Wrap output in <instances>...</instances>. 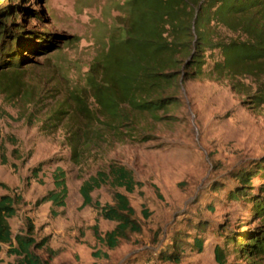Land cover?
Masks as SVG:
<instances>
[{
  "label": "rangeland",
  "instance_id": "rangeland-1",
  "mask_svg": "<svg viewBox=\"0 0 264 264\" xmlns=\"http://www.w3.org/2000/svg\"><path fill=\"white\" fill-rule=\"evenodd\" d=\"M193 1L177 8L195 10L182 30L184 45L192 37L198 46L164 70L175 73L170 85L144 95L161 100L155 110L123 101L120 119L97 106L90 79L103 82L100 62L116 45L149 50L128 31L138 22L150 32L148 0H0L9 30L39 49L0 71V196L21 199L8 224L13 236L44 241L34 251L42 264H218L217 247L222 264H264L250 247L264 234V0H236L240 13L225 15L199 0L197 19ZM110 166L140 186L128 194L109 180L82 207L81 184ZM57 168L64 207L37 204ZM116 192L137 229L110 249L102 239L116 222L99 213ZM8 248L0 264L17 260Z\"/></svg>",
  "mask_w": 264,
  "mask_h": 264
},
{
  "label": "trees",
  "instance_id": "trees-1",
  "mask_svg": "<svg viewBox=\"0 0 264 264\" xmlns=\"http://www.w3.org/2000/svg\"><path fill=\"white\" fill-rule=\"evenodd\" d=\"M235 1L216 0L217 7L214 13L217 15H225L229 12L240 13L241 8ZM193 2L192 6L197 9V19L202 10V5L198 6L199 0ZM148 3L151 19L149 22L150 32H145L143 26H140L138 22L131 24L128 31L137 34L138 37L140 36L143 43L147 41L149 50L146 51L141 44L131 45L130 51L127 50L128 47L125 44L116 45L115 50L111 54L109 51L105 53L100 62L99 68L102 71L103 82H97L94 75H91L90 82L94 88L95 103L103 113L111 118L122 119L125 117V109L122 107L123 101H129V104L135 105L139 109L155 110L161 100L157 99V96L154 99H147L144 95L148 91L160 87L161 83L170 85L172 82L170 79L174 78L175 73L165 74L163 73L164 70L177 69L180 66L178 53L189 52L191 47L198 46V42L192 40V37L189 43L184 45L183 38L182 24L187 23L189 26V21L193 19L196 23L193 8L188 11L178 9L179 0H148ZM8 16L9 10L0 6V71L5 69L4 66L14 65L15 60L22 61V58H18V53L27 49L32 52L36 50V46L29 45V41L21 40V34L18 31L15 33L9 30ZM190 27H188L189 30ZM36 48L38 49V47ZM130 52L131 54H129ZM18 65L20 64H15V68ZM96 67L99 69L98 65ZM161 78L163 79L161 80ZM81 105L83 107L84 103L82 102ZM52 179L54 189L38 200L37 204L50 202L52 208L64 207L67 195L65 174L57 168ZM239 179L243 183L249 181L246 175H240ZM109 180L111 186L116 189L122 188L128 194L133 193L135 188L140 186L134 181L129 170L124 167L110 166L107 174L98 172L81 184L79 192L82 198V207L89 206L92 202L91 193ZM113 201V206H103L99 213L105 220L116 222L114 230L107 233L102 239V242H105L110 249L116 246L118 238L123 235L125 230L134 231L137 229L131 220L134 211L126 196L116 192L113 195ZM20 202V198L11 194L0 196V249L4 245L9 246L8 255L17 259L14 264H42L34 251L43 247L44 241L37 242L30 234L13 236L8 224V220L15 216ZM256 206L257 210L264 211V201H260ZM94 230L96 233V228ZM195 245L200 247L201 244L197 241ZM250 247L256 253L262 252L264 254V234L262 237L251 241ZM174 255L169 254L166 258H177ZM222 258V252L217 247L215 259L218 264L223 263Z\"/></svg>",
  "mask_w": 264,
  "mask_h": 264
}]
</instances>
